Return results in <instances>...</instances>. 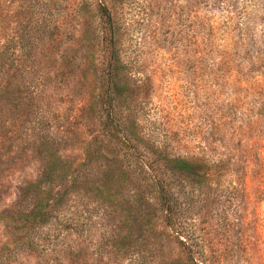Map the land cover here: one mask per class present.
<instances>
[{
    "label": "rangeland",
    "instance_id": "rangeland-1",
    "mask_svg": "<svg viewBox=\"0 0 264 264\" xmlns=\"http://www.w3.org/2000/svg\"><path fill=\"white\" fill-rule=\"evenodd\" d=\"M237 1L254 7L264 0ZM101 4L113 18L131 87L123 103L98 109L94 118V56L101 78L110 69ZM209 16L193 0H0V38L16 39L15 64L0 75V248L12 232L1 216L13 213L17 188L48 168L40 143L60 162H76L111 115L119 124L104 138L121 158L94 165L93 157L42 232L57 264H134L160 231L155 220L149 230L135 203L151 179L146 165L160 152L216 162L231 149L242 157L236 173L211 187L184 183L175 190L179 231L197 258L212 264H264V75L228 74L203 63ZM215 19L225 21L223 12ZM18 85L32 88L33 108L9 101ZM118 133L133 140L135 153L120 151ZM114 226L128 234L117 256L101 241Z\"/></svg>",
    "mask_w": 264,
    "mask_h": 264
},
{
    "label": "trees",
    "instance_id": "trees-1",
    "mask_svg": "<svg viewBox=\"0 0 264 264\" xmlns=\"http://www.w3.org/2000/svg\"><path fill=\"white\" fill-rule=\"evenodd\" d=\"M193 4L195 8L205 6L210 11V20L205 27L206 50L203 63L212 70L228 74L247 71L249 74L260 72L264 75V1L254 7L249 6L248 2L241 4L237 0H193ZM219 10L223 12L225 18L221 24L215 19V13ZM99 11L104 26L103 40L108 44L110 51V69L107 76L101 78L94 56V98L90 103L94 118L98 109L113 108L116 102L123 103L131 87L116 44L113 18L105 4L99 5ZM1 29L3 28L0 23V31ZM15 41L14 38L8 40L0 38V75L7 65L15 64ZM11 91L12 88L8 91L10 94L8 100L18 108L29 102L30 107H34L35 97L30 86L18 85L13 92ZM100 121L102 125L100 135L92 141H85L81 147L82 158L76 162H60L56 154L48 149L46 141L40 143L39 149L46 151L44 159L48 168L41 172L38 179L26 181L17 188L13 213L10 216H1L11 227L12 232L0 248V264H14L17 259L19 261L37 259L45 260L46 264H57L53 254L45 252L41 240L43 230L58 219L63 211L65 198L71 193V189L80 183L92 164L93 157L95 165L99 161L110 163L109 159L113 160L112 155L118 159L122 156L120 152L119 154L111 152L109 150L111 146L104 138L111 131L114 132L119 120L108 115ZM249 123L250 121L246 122L245 126H249ZM115 139L120 151L124 148L135 153L134 142L128 136L118 133ZM235 153L232 149L228 150L225 158L211 162L205 157H173L160 152L159 161L149 166L144 164L147 168L145 171L151 179L146 180L141 197L135 203L141 206L144 216L148 217L146 225L149 230H152V220H155L160 231L155 235L156 244L151 246L149 242L146 248L139 250L134 264H212L205 258H197L194 246L182 238L175 190L184 183L199 188L221 183L227 176L236 173V165L239 160L242 161V157L239 159ZM58 162L61 166L54 172L53 166ZM248 163H244L246 168L241 178H247ZM122 231L121 227L114 226L102 236L104 248L106 246L110 248L111 256H117L125 247L128 234L124 236Z\"/></svg>",
    "mask_w": 264,
    "mask_h": 264
}]
</instances>
